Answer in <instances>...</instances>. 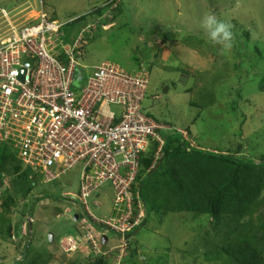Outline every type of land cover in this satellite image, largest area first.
<instances>
[{
    "label": "rangeland",
    "instance_id": "1",
    "mask_svg": "<svg viewBox=\"0 0 264 264\" xmlns=\"http://www.w3.org/2000/svg\"><path fill=\"white\" fill-rule=\"evenodd\" d=\"M1 9L14 25L33 21L41 11L60 22L87 16L67 30L89 26L82 65L113 62L133 70L143 63L149 80L142 107L155 121L176 127L204 151L264 164V0H0ZM206 13L232 26L230 52L221 55L199 27ZM5 25L0 18V33ZM260 170L262 192L242 221L253 223L264 256V167ZM3 172L0 264H235L218 252L224 233L211 224L213 218L194 212L153 210L146 223L126 235L125 246L104 233L114 250L102 259L86 246L63 253L58 240L76 235L69 217L80 207L61 194L77 191L76 171L47 184ZM89 200L94 214L108 217L109 185ZM67 208L73 211L64 216Z\"/></svg>",
    "mask_w": 264,
    "mask_h": 264
},
{
    "label": "built area",
    "instance_id": "2",
    "mask_svg": "<svg viewBox=\"0 0 264 264\" xmlns=\"http://www.w3.org/2000/svg\"><path fill=\"white\" fill-rule=\"evenodd\" d=\"M0 15L6 22L0 33V146H10L30 179L43 184L76 171L77 191L63 196L80 205L83 217L76 228L83 235L58 244L63 253L86 246L94 255H106L114 249L101 251L104 233L118 235L124 244L125 235L144 220L140 160L155 146L147 171L153 169L162 156L163 133L171 129L142 107L149 70L143 63L133 70L113 62L82 65L88 25L68 33L70 21L48 18L43 11L22 25H14L4 9ZM176 132L196 147L187 134ZM105 185L113 192L112 214L100 218L89 198Z\"/></svg>",
    "mask_w": 264,
    "mask_h": 264
},
{
    "label": "trees",
    "instance_id": "3",
    "mask_svg": "<svg viewBox=\"0 0 264 264\" xmlns=\"http://www.w3.org/2000/svg\"><path fill=\"white\" fill-rule=\"evenodd\" d=\"M102 10L98 7L96 11L100 14ZM86 17L70 21L67 30L73 29ZM163 137L162 156L154 168L147 171L153 162L155 146H151L140 160L137 182L140 197L145 203V217L138 226L147 222L153 210L161 215L176 212L206 215L213 218L211 224L224 233V243L217 247L218 252L235 264H264L259 246L261 241L252 234L253 223L242 221L251 214L262 192L263 173L260 168L264 164L255 165L250 160L241 161L190 147L189 142L182 140L176 132V127L165 131ZM3 171H15L23 180H30V170L21 165L15 153L0 146V175ZM129 246L130 241L128 249L131 250ZM130 253L134 252L131 250Z\"/></svg>",
    "mask_w": 264,
    "mask_h": 264
},
{
    "label": "clouds",
    "instance_id": "4",
    "mask_svg": "<svg viewBox=\"0 0 264 264\" xmlns=\"http://www.w3.org/2000/svg\"><path fill=\"white\" fill-rule=\"evenodd\" d=\"M199 27L205 33L208 41H210L214 46H218V50L220 51L221 55H223V54L228 53V52L231 51V49L233 47V32L231 30V27L232 26L229 23H226V22L218 19L217 16L215 14H213V13H206V14H204L202 16V18L200 20V23H199ZM66 198L67 197H63V195H62V199L63 200H67ZM77 205H79V204H77ZM93 205H95L96 207L99 206V204H97L96 202H94ZM111 210H112V207H111ZM111 214H112V212H111ZM111 214H110V216H111ZM78 220H80V219H78ZM78 220L76 219L74 221L75 225L73 227V230H76L77 231L75 233L76 235H79L80 234L79 233V230L76 228L77 227V221ZM135 228H137V227H135ZM130 232H128L127 234L128 235L131 234ZM126 235H125V240L127 241L129 239L126 237ZM70 236H74V235H70ZM115 236H117L118 241H119L118 235H115ZM104 238L106 239L105 248H103V244H102ZM107 242L109 243L108 236L106 234L105 235L103 234V236L101 238V242H100L101 251L102 252H104L105 250L109 249L112 246V245L109 246ZM102 256H105V255H103V254L94 255V257H102ZM17 259H22V257H17Z\"/></svg>",
    "mask_w": 264,
    "mask_h": 264
},
{
    "label": "crops",
    "instance_id": "5",
    "mask_svg": "<svg viewBox=\"0 0 264 264\" xmlns=\"http://www.w3.org/2000/svg\"><path fill=\"white\" fill-rule=\"evenodd\" d=\"M65 193V192H64ZM66 193H70V191H68V192H66ZM72 193V192H71ZM63 194V193H62ZM62 194H61V197H62ZM97 203V202H96ZM97 204H99V203H97ZM77 205V204H76ZM79 206V205H78ZM80 207V206H79ZM73 210L72 209H70V208H67L66 209V211H65V213H64V216H65V214H67V213H70V212H72ZM111 212H112V210L110 209L109 210V212H108V216H110V214H111ZM83 216V212H82V209L80 208V211L79 210H75L73 213H71V215H70V217L69 218H71V219H73L74 221L77 219H80L81 217ZM72 221V220H71ZM108 243V242H107Z\"/></svg>",
    "mask_w": 264,
    "mask_h": 264
},
{
    "label": "water",
    "instance_id": "6",
    "mask_svg": "<svg viewBox=\"0 0 264 264\" xmlns=\"http://www.w3.org/2000/svg\"><path fill=\"white\" fill-rule=\"evenodd\" d=\"M26 64H31V61L29 60V61H27V63ZM166 90L164 89V92H165ZM48 237H49V241H52V235H51V233L48 235ZM105 243H106V239L104 238L103 239V242H102V244H103V248H105Z\"/></svg>",
    "mask_w": 264,
    "mask_h": 264
}]
</instances>
